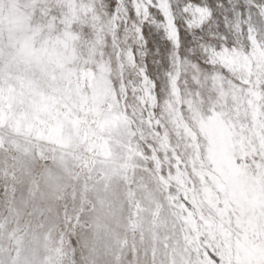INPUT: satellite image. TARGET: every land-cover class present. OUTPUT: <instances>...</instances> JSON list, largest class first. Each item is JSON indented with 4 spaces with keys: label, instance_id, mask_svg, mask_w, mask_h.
<instances>
[{
    "label": "snow or ice",
    "instance_id": "6c2138e0",
    "mask_svg": "<svg viewBox=\"0 0 264 264\" xmlns=\"http://www.w3.org/2000/svg\"><path fill=\"white\" fill-rule=\"evenodd\" d=\"M0 264H264V0H0Z\"/></svg>",
    "mask_w": 264,
    "mask_h": 264
}]
</instances>
